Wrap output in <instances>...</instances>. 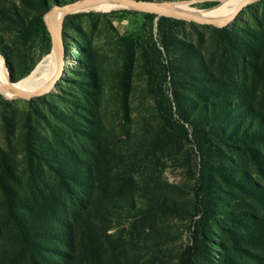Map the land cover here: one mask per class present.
Returning <instances> with one entry per match:
<instances>
[{"label": "rangeland", "instance_id": "obj_1", "mask_svg": "<svg viewBox=\"0 0 264 264\" xmlns=\"http://www.w3.org/2000/svg\"><path fill=\"white\" fill-rule=\"evenodd\" d=\"M49 1L0 0L5 74L0 79L5 85L8 70L17 83L39 65L52 69L56 52L44 17L58 5L80 0ZM263 13L264 5L254 1L224 31L126 6L66 15L63 71L54 86L31 99L0 91V162L8 159L14 165L24 158L28 143L37 141L45 148L61 143L65 152L75 149L83 172L93 174L98 207L105 203L110 212L108 234H94L95 244L103 239L111 246L107 264H257L258 253L264 257V230L237 214L245 199L225 176L230 166L237 176L245 169L264 182L248 152V146L258 144L263 150L264 139L220 143L208 125L191 124L182 116L186 107L217 104L230 93L264 111V76L244 70L234 55L235 43L250 47L256 42L252 36L259 34L257 18ZM171 34L183 40L177 45L190 44L191 50L174 45L167 51L163 44ZM193 55H200L203 64H192ZM11 164L0 166V228L9 219L1 181H11ZM210 231L219 232L227 253ZM55 237L45 244L49 262L59 259L62 243L60 235ZM8 238L7 231L0 233V264H23V253L7 251Z\"/></svg>", "mask_w": 264, "mask_h": 264}, {"label": "trees", "instance_id": "obj_2", "mask_svg": "<svg viewBox=\"0 0 264 264\" xmlns=\"http://www.w3.org/2000/svg\"><path fill=\"white\" fill-rule=\"evenodd\" d=\"M44 1V3L50 2L49 0ZM52 1L57 2V0ZM259 2L264 5V0H259ZM34 21L32 20V22ZM39 21L42 25L45 24L42 16ZM40 22L35 21V24L38 26ZM174 22L183 23L184 20L174 19ZM257 22L261 29H259V34L256 33L252 36V40L256 39V42L252 41L250 47H243L244 42L242 41L235 43L234 55L245 66L244 70H247L248 67L253 73H259L263 77L264 45L261 43L264 42V13L262 19L257 18ZM203 26L218 31L226 30L225 26L215 27L205 24ZM230 32L229 34L233 35V39H235L237 34L231 30ZM122 40L129 44L133 43L130 37L123 36ZM177 43L182 44L183 40L171 34L169 39H165L163 46L167 51L174 45L179 50L188 51L192 48L190 44H185L182 47ZM3 54L5 55V53ZM191 60L192 64L199 61L203 64L200 55H193ZM201 71L209 72L204 69ZM209 75L210 73H206L203 77L208 78L207 80L211 82ZM238 94L230 93L228 99L221 100L217 104L212 101L201 103L200 108L197 106L186 107L183 109L182 119L191 124L198 122L201 126L208 125L210 129H213L211 131L218 137L216 139L220 143L232 144L231 142L245 141L250 138L264 139V111L257 110L252 101L242 99ZM187 113L191 117L187 116ZM59 144L45 148L38 141L28 143L23 159L15 161L14 165L8 159L0 162V166L11 164L12 172L11 181H1L5 188L9 219L6 226L0 228V233L2 235L7 231L9 234L6 241L7 251L11 254L23 253V260H25L23 264H64L65 261H67L66 264L74 262L107 264L106 258H108L111 246L108 245L107 240L103 239L95 244L94 234H108L107 229L111 226L108 224L109 209L105 203L101 204V208L98 207L93 195V174L83 172L78 157L74 155L76 150L68 152L66 149L65 152ZM261 144L263 150L258 144L254 147L248 146V152L264 177V141ZM0 153L4 154V151H0ZM230 162L240 167L239 161L231 160ZM220 167L222 165H217L216 169ZM226 169L228 173L225 178L240 189L241 195L245 199L242 203L243 209L237 214L243 217L244 222L245 220L251 221L259 231H263L264 182L260 178H255L245 169L239 172V176L235 175L230 166H227ZM218 174L220 175L221 171H218ZM216 186H218L216 188L220 187L218 184ZM104 198L105 202H108V196L106 195ZM122 198L125 197L122 196ZM115 208H118V205H114L113 209ZM248 226L247 231L250 228V225ZM99 228H102V231ZM209 233L220 240L219 246L227 253L229 247L221 242L219 232L210 231ZM57 235H60L58 240L62 243L58 252L59 259L49 262L45 255V244L56 238ZM258 246L253 249H258ZM216 250L217 253H220V249ZM244 251L253 252L248 249H244ZM97 254L101 256V259L94 257ZM260 256L258 253L257 264H264V257ZM215 258L221 260L219 255Z\"/></svg>", "mask_w": 264, "mask_h": 264}, {"label": "bare ground", "instance_id": "obj_3", "mask_svg": "<svg viewBox=\"0 0 264 264\" xmlns=\"http://www.w3.org/2000/svg\"><path fill=\"white\" fill-rule=\"evenodd\" d=\"M199 0H171L161 2H148L145 1L140 5L127 3L124 1L116 0H90L86 1L80 8L83 9H95V10H113L119 7H133L144 11H158L161 13L171 14L175 16H182L187 18H195L198 20L204 19H226L235 12L242 0H222L219 4L214 7L202 8L194 6L193 3ZM59 10V11H57ZM57 11V12H56ZM65 13L60 8L53 9L47 15L48 25L52 31V34L59 41V27L63 24ZM56 52L52 59V69H45L44 66L39 65L32 75L25 77L17 83L11 78L8 80V86L0 79V91L8 97H18L19 93H32L39 91L46 85H52L58 77V71L60 72L61 67V52L59 49L54 48ZM60 62V65H59ZM4 60L0 56V78L5 79L3 72ZM59 68V69H58ZM8 72H10L8 70ZM10 86V87H9ZM38 86V87H37Z\"/></svg>", "mask_w": 264, "mask_h": 264}, {"label": "water", "instance_id": "obj_4", "mask_svg": "<svg viewBox=\"0 0 264 264\" xmlns=\"http://www.w3.org/2000/svg\"><path fill=\"white\" fill-rule=\"evenodd\" d=\"M86 1H90V0H80L78 2L69 4V5H58L55 8L62 9L64 11V13H65V16H66L68 14H72V13L80 11L81 10L80 8L84 5V3ZM116 1H124V2H127V3L136 4V5H140L141 3L145 2L143 0H116ZM254 1H257V0H242L240 2L239 6L237 7V9L235 10V12L233 14H231L226 19H204V20H198V19H195V18H187V17H182V16H175V15L166 14V13H161V15L173 16L175 18L188 20V21H191V22L199 23V24H205V25H210V26H215V27H224V26H227L229 23H231L248 4H250V3L254 2ZM220 2H221V0H219V3ZM148 12H153V13L160 14V12L153 11V10L148 11ZM47 15H45L44 20H45V22H46V24L48 26V29H49V31L51 33L53 47L56 48V49H59V51L61 52V66H62L63 51H64V47H65V44H64V41H63V38H62L63 24H61L60 27H59V35H60V37H59V41H58L55 38V36L52 34V31H51V29H50V27L48 25ZM62 69L63 68L60 67V72L58 74L57 79H59V77L61 76V72L63 71ZM9 77L12 79V73L11 72H9ZM57 79H56V81H57ZM0 86H2L1 83H0ZM52 86H54V84L46 85L42 89H40L39 91H35V92H32V93H27V92L19 93L18 97L31 99L34 96H38V95H40L42 93H45V92L49 91L52 88Z\"/></svg>", "mask_w": 264, "mask_h": 264}]
</instances>
